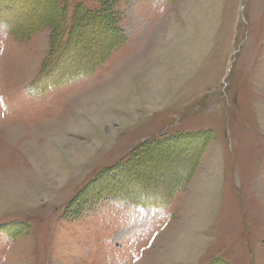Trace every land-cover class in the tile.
Listing matches in <instances>:
<instances>
[{"label":"rangeland","instance_id":"rangeland-1","mask_svg":"<svg viewBox=\"0 0 264 264\" xmlns=\"http://www.w3.org/2000/svg\"><path fill=\"white\" fill-rule=\"evenodd\" d=\"M0 264H264V0H0Z\"/></svg>","mask_w":264,"mask_h":264},{"label":"trees","instance_id":"trees-1","mask_svg":"<svg viewBox=\"0 0 264 264\" xmlns=\"http://www.w3.org/2000/svg\"><path fill=\"white\" fill-rule=\"evenodd\" d=\"M58 1V0H57ZM168 1H170V0H168ZM79 7H83L82 5H78L77 6V8H79ZM63 8V7H62ZM97 13H100V11L99 12H97ZM90 15H92V13L91 14H89V12H87L86 13V16L83 18V19H88V18H93V17H95L96 15H98V14H96L95 16H90ZM61 17V16H60ZM61 18H59V20H60ZM94 19H96V20H99V17L98 16H96ZM3 23H5L6 24V26H7V28H8V30L10 31V33H11V35L12 36H14V37H16V38H18V34H19V32L17 33L16 31H15V27L13 26V24H11L12 22L9 20V19H5V20H3L2 21ZM60 25H61V22L59 21V27H58V30H57V28H56V31H58V34L60 33V31H59V28H60ZM78 26V28H79V26H80V29L82 28V24L81 23H76V26L75 27H77ZM98 27V26H97ZM106 27V24H103V26H101V27H98V28H105ZM75 29V28H74ZM21 30V29H20ZM64 30V29H63ZM72 30V29H71ZM81 31V30H80ZM76 32H78L77 31V29H76ZM101 34V33H100ZM112 37H113V35H112ZM111 37V35L110 36H108V39L106 38V42L103 44V46L100 48V50H89L88 52H87V55H83V56H86V58H84L83 60V62H81V61H78L77 62V60H76V57H74L73 58V61L72 62H70L69 64L71 65L70 66V69H72L71 71H67V70H69V67L67 68H64V70H63V72H62V74L60 75V74H58L59 75V78H58V81H55V82H53L52 80L51 81H49L48 80V82H46L45 81V79H47V77H46V74L48 73H44V72H41V74L40 75H38V77H39V80H36L35 81V83L36 82H44L43 84H47V85H50V84H53V85H58V84H63V83H66L71 77H73V76H75V75H78V74H83V73H87V72H92L97 66H99L101 63H103V61L108 57V55H109V52L113 49V47L116 45V42H115V40H113V41H110V39L112 38ZM67 42V41H66ZM66 42H62L61 43V45H60V43L59 42H57V44L59 45L58 47L60 48V47H64V45H63V43L64 44H66ZM56 48H55V51H54V54H58V51H59V48L57 47V46H55ZM57 49V50H56ZM61 53H62V51H61ZM41 83V84H42ZM34 84V83H33ZM46 85V86H47ZM51 86V85H50ZM43 87H45V86H43ZM140 186V187H139ZM138 187H139V189L140 190H138V191H140V193H144V194H148L147 192H148V190H146V189H144L145 187L144 186H141L140 184H138ZM122 194L124 195V194H126L125 193V191H122ZM125 199L127 200V199H130L132 202H136V204H138V205H143V204H151L150 202H148V201H144V203H140L139 202V199H138V197L137 196H135V197H129L128 195H125Z\"/></svg>","mask_w":264,"mask_h":264},{"label":"bare ground","instance_id":"bare-ground-1","mask_svg":"<svg viewBox=\"0 0 264 264\" xmlns=\"http://www.w3.org/2000/svg\"><path fill=\"white\" fill-rule=\"evenodd\" d=\"M159 82V81H158ZM161 82V81H160ZM160 84V83H159ZM156 88H154V90L153 91H156L157 90V88H158V86L156 85L155 86ZM97 119V117H95V120Z\"/></svg>","mask_w":264,"mask_h":264}]
</instances>
